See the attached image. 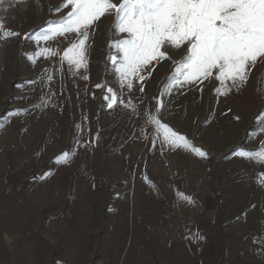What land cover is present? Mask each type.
<instances>
[{"label":"rangeland","instance_id":"obj_1","mask_svg":"<svg viewBox=\"0 0 264 264\" xmlns=\"http://www.w3.org/2000/svg\"><path fill=\"white\" fill-rule=\"evenodd\" d=\"M64 2L0 0L20 33H0V264H264V164L237 154L264 142V61L239 89L215 74L165 89L168 59L129 88L110 59L126 35L114 13L90 30L80 68L62 60L75 34L35 39ZM150 116L207 156L165 142Z\"/></svg>","mask_w":264,"mask_h":264},{"label":"snow or ice","instance_id":"obj_2","mask_svg":"<svg viewBox=\"0 0 264 264\" xmlns=\"http://www.w3.org/2000/svg\"><path fill=\"white\" fill-rule=\"evenodd\" d=\"M68 6L71 10L67 15L49 24L35 39L54 41L57 36L75 34L77 41L64 51L62 60L80 68L86 62L90 30L101 17L114 13L113 30L126 35L116 42L117 55L110 59L119 64L120 84L126 83L129 88V77L143 80L141 72L148 71L153 62L168 59L174 71L165 89L207 80L214 74L222 85L231 81L230 87L239 89L247 82L251 66L264 61V0H65L64 7ZM0 33L5 37L20 35L6 29L2 18ZM170 48L183 49L184 54L175 60L169 55ZM39 55L54 56L56 52L44 48ZM107 91L115 96L113 88L108 87ZM149 119L163 130L165 142H182L199 156H207L204 150L191 146L185 136L161 125L156 116ZM260 131L264 132V121ZM237 154L264 164V142L256 150L241 146ZM68 155L65 152L62 157L66 159ZM56 160L59 162L61 157ZM258 180L264 184V173L259 174ZM184 198L191 202V197Z\"/></svg>","mask_w":264,"mask_h":264},{"label":"built area","instance_id":"obj_3","mask_svg":"<svg viewBox=\"0 0 264 264\" xmlns=\"http://www.w3.org/2000/svg\"><path fill=\"white\" fill-rule=\"evenodd\" d=\"M257 245H258L259 249L264 250V237L258 238Z\"/></svg>","mask_w":264,"mask_h":264}]
</instances>
